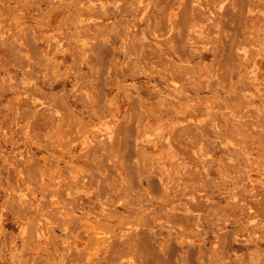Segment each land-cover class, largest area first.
Returning a JSON list of instances; mask_svg holds the SVG:
<instances>
[{"label": "rangeland", "instance_id": "obj_1", "mask_svg": "<svg viewBox=\"0 0 264 264\" xmlns=\"http://www.w3.org/2000/svg\"><path fill=\"white\" fill-rule=\"evenodd\" d=\"M0 264H264V0H0Z\"/></svg>", "mask_w": 264, "mask_h": 264}]
</instances>
